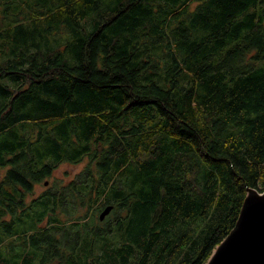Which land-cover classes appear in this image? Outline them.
<instances>
[{"label": "trees", "instance_id": "1", "mask_svg": "<svg viewBox=\"0 0 264 264\" xmlns=\"http://www.w3.org/2000/svg\"><path fill=\"white\" fill-rule=\"evenodd\" d=\"M247 186L264 0H0V264H205Z\"/></svg>", "mask_w": 264, "mask_h": 264}, {"label": "water", "instance_id": "2", "mask_svg": "<svg viewBox=\"0 0 264 264\" xmlns=\"http://www.w3.org/2000/svg\"><path fill=\"white\" fill-rule=\"evenodd\" d=\"M112 208V203L105 204L99 211V219ZM205 264H264V187L261 190L246 187L233 226L214 247Z\"/></svg>", "mask_w": 264, "mask_h": 264}, {"label": "rangeland", "instance_id": "3", "mask_svg": "<svg viewBox=\"0 0 264 264\" xmlns=\"http://www.w3.org/2000/svg\"><path fill=\"white\" fill-rule=\"evenodd\" d=\"M78 169V166H75L73 164H69V163H64V164H61L58 168H56L55 170V175L58 176V177H61L64 175V172L65 171H68L69 172V175L72 174L73 172H75L76 170ZM64 176L65 179L68 178V176ZM50 179V178H48ZM44 181H41L39 183H37L35 186H34V191L31 195H37L38 193H40L41 191H43L44 189H47V187H49L51 185V182L50 180L47 181V184H44ZM53 184V183H52ZM262 189V188H261ZM31 195L29 194L28 196L25 197V202L27 203L28 200L31 198ZM209 216V214H208ZM8 219V218H7ZM214 221V217H209L207 218V220H203V222H201L198 227H197V232L200 231L201 227L203 226H206L208 225L209 223H212ZM41 224H47V222L44 220Z\"/></svg>", "mask_w": 264, "mask_h": 264}]
</instances>
